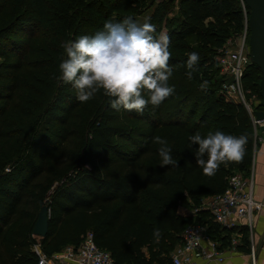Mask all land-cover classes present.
Wrapping results in <instances>:
<instances>
[{"label": "trees", "instance_id": "16d2710c", "mask_svg": "<svg viewBox=\"0 0 264 264\" xmlns=\"http://www.w3.org/2000/svg\"><path fill=\"white\" fill-rule=\"evenodd\" d=\"M243 18L240 0H0V264H37L35 242L51 254L88 230L114 264H172L194 222L229 246L232 230L192 208L250 175L260 68L242 77L253 112L215 75Z\"/></svg>", "mask_w": 264, "mask_h": 264}, {"label": "built area", "instance_id": "2783aa9c", "mask_svg": "<svg viewBox=\"0 0 264 264\" xmlns=\"http://www.w3.org/2000/svg\"><path fill=\"white\" fill-rule=\"evenodd\" d=\"M243 8V26L235 34L229 36L225 44L218 49L216 59L223 76L225 77L221 93L228 100L240 101L252 111L251 99L256 98L252 94L250 100L243 90L242 77L247 66L252 62L248 48L250 33L247 5L240 0ZM255 133L257 125L263 122L255 119ZM263 206V202L257 200L253 191L252 175L244 176L241 172H234L228 178L227 188L223 192L203 197L201 202L192 208L195 214L199 211L207 212L212 220L220 227L231 231L229 246H222L221 241L211 237L206 231V224L190 223L180 233V240L170 252L172 264H198V261L220 263L226 257L240 252L243 231L246 229L249 236L253 233L255 213ZM247 252L251 264H256V249L249 241ZM33 250L37 254V264H114L111 254L106 249L100 248L93 239V232L88 230L78 245H66L61 250L47 254L43 251L40 242L33 244Z\"/></svg>", "mask_w": 264, "mask_h": 264}, {"label": "crops", "instance_id": "0c3cea01", "mask_svg": "<svg viewBox=\"0 0 264 264\" xmlns=\"http://www.w3.org/2000/svg\"><path fill=\"white\" fill-rule=\"evenodd\" d=\"M255 149L250 166L249 174L253 179V191L257 200L263 202V206L255 213L253 233L249 236V241L253 243L256 249V264H264V130L257 125L255 133ZM180 213L188 212V209L179 207ZM198 264H251L249 254L241 250L233 255L226 257L222 262L198 261Z\"/></svg>", "mask_w": 264, "mask_h": 264}, {"label": "water", "instance_id": "95a60500", "mask_svg": "<svg viewBox=\"0 0 264 264\" xmlns=\"http://www.w3.org/2000/svg\"><path fill=\"white\" fill-rule=\"evenodd\" d=\"M249 8L248 21L250 33L248 37V48L251 61L254 62L261 71L260 77V104L262 109L255 110L254 115L261 130H264V0H244ZM1 174V171H0ZM49 208L46 204L42 205L38 217L33 227V233L44 236L49 227Z\"/></svg>", "mask_w": 264, "mask_h": 264}, {"label": "rangeland", "instance_id": "374dc122", "mask_svg": "<svg viewBox=\"0 0 264 264\" xmlns=\"http://www.w3.org/2000/svg\"><path fill=\"white\" fill-rule=\"evenodd\" d=\"M156 1H158V0H156ZM165 1H167V0H165ZM169 7L172 9V10L169 9V16L170 17H173L174 15H177V8H178L177 4H172V5L170 4ZM153 8H154V5L149 6V7L145 8L137 16L136 24H135V26L132 29L134 33L140 27V25L149 17V15L152 13ZM236 32H238V31H235L233 34H235ZM233 34H231V35H233ZM189 42L192 45L196 46V41H195L194 38L189 39ZM168 56H169V54H164V55L163 54H159L156 57V60L154 62L156 64H162L165 61L166 57H168ZM215 75H216V77H222L223 74H222V71H221V67L218 69V71H216V74ZM163 87H164L163 90L166 91L164 93H167L168 91H171V89H172L171 87L165 86V85H163ZM242 88H243L244 91H246V87L244 86V84H243V87ZM169 105L170 104H166V106H164V111H167L168 110Z\"/></svg>", "mask_w": 264, "mask_h": 264}]
</instances>
